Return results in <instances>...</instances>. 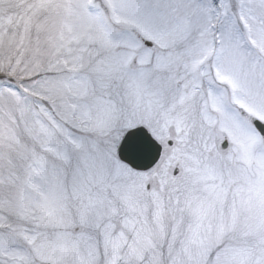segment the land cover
Masks as SVG:
<instances>
[{
	"label": "snow or ice",
	"instance_id": "1",
	"mask_svg": "<svg viewBox=\"0 0 264 264\" xmlns=\"http://www.w3.org/2000/svg\"><path fill=\"white\" fill-rule=\"evenodd\" d=\"M0 264H264V0H0Z\"/></svg>",
	"mask_w": 264,
	"mask_h": 264
}]
</instances>
